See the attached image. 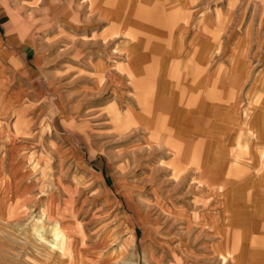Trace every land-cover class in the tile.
I'll return each mask as SVG.
<instances>
[{
    "label": "rangeland",
    "instance_id": "1",
    "mask_svg": "<svg viewBox=\"0 0 264 264\" xmlns=\"http://www.w3.org/2000/svg\"><path fill=\"white\" fill-rule=\"evenodd\" d=\"M103 1L0 0V264H264V0L186 5L185 48L195 34L212 51L206 90L220 72L191 110L209 115L191 126L201 163L140 106ZM170 1L142 28L161 41ZM194 114L168 105L159 127Z\"/></svg>",
    "mask_w": 264,
    "mask_h": 264
},
{
    "label": "crops",
    "instance_id": "2",
    "mask_svg": "<svg viewBox=\"0 0 264 264\" xmlns=\"http://www.w3.org/2000/svg\"><path fill=\"white\" fill-rule=\"evenodd\" d=\"M157 1L158 0H131L129 3L132 9L130 8L128 13L130 12V22L134 25L127 24V26L124 24L126 8H123V5L125 2L122 4V0H104L101 6L105 8L108 13L112 14V16H109L111 19V30L116 33L118 30L120 31V29H125V34L128 36L129 42L127 46L130 45V47L127 49V59L128 61L133 60L137 62L133 67L128 63V74L132 77L133 84L137 88L136 98L140 106L151 109H153L152 106H154L156 111L154 110L153 112V120L157 121L155 126L158 127L157 129L162 132L163 136H168L166 139L172 141L175 150H182L181 154L186 153L188 157L204 156V153H201L198 147L202 145L201 142H204L203 138L205 137H194L196 133H194L191 126L195 123L196 125H201V128L205 129L203 125L208 123L209 115L201 113L194 114L191 110H193V108L201 109L203 101L215 97L219 85V78L217 79V77L220 75V72L216 71L213 78L214 80L212 79V86L210 85L208 90H206V85H204L202 78L205 76L204 72L207 69L209 59H211L209 57L212 54L210 46L207 42H198L194 34L192 35L193 44L185 48L184 38L182 36L185 32L184 24L186 23L187 15L186 5L191 0H171L166 4L168 5V9L166 13H164L165 23L163 22V28L167 30V33L165 34V39L162 38V41L151 33H148V30L142 29L145 27L153 29L157 26V19L159 18V14L156 13L158 12ZM145 2L148 4H145ZM126 5H128V2ZM192 38L190 41H192ZM158 45H160V47H156L158 48L157 50L153 48ZM176 55L180 56L179 60L175 59L177 57ZM230 80L231 83H233L236 77ZM188 81V84H190L192 88L188 86ZM179 82L186 83L187 85H182L179 88L177 87ZM211 95L214 97H211ZM144 101L147 102L146 106L144 103L141 104V102ZM168 105L172 109H176L183 114L187 112H189V114H194L191 117L192 123L188 121L190 116L172 115L171 123L175 125L176 128L175 132L173 131L170 137L168 133L163 132L159 127L166 123L164 122L166 118L163 116V113L164 107L166 108ZM212 117H216V113H214ZM194 126L195 125H193V128ZM180 133L186 135V140L176 139ZM239 136H241V141L246 144L248 141L247 136H245L247 138H245L246 141L243 135L239 134ZM237 143L238 138L236 139L235 150L230 153L229 157L232 156L231 154L241 156L247 152V145L246 149L241 150L237 148ZM240 160L245 162L247 166L251 165L250 160ZM203 165L207 167V163L202 162L201 166ZM208 167L209 170L212 171V168L210 166ZM232 233V230L228 229L227 235H229V237L233 239L238 236L237 232ZM230 250L229 252H231V254L235 255V253H237L232 247ZM238 258H240V256ZM235 262L238 264L240 260L238 259L237 261L235 258Z\"/></svg>",
    "mask_w": 264,
    "mask_h": 264
},
{
    "label": "bare ground",
    "instance_id": "3",
    "mask_svg": "<svg viewBox=\"0 0 264 264\" xmlns=\"http://www.w3.org/2000/svg\"><path fill=\"white\" fill-rule=\"evenodd\" d=\"M239 141H241V136L238 137V143H239ZM183 155L187 156L186 153H184ZM232 156L235 157V158H237V156H235L234 154H232ZM183 157H184V156H183ZM190 158H191V157H190ZM191 160H192V161H195V162H198V161H199V160H196V159H193V158H191ZM198 163H201V162L199 161ZM229 170H230V169H229ZM229 170H227V171H229ZM222 187H223V186H222ZM222 187L220 186V188H222ZM226 187H227V186H226ZM232 245H233V242L230 244V246H232ZM227 256H228V255H222V256H221V259H223V261H224V260L227 259Z\"/></svg>",
    "mask_w": 264,
    "mask_h": 264
}]
</instances>
